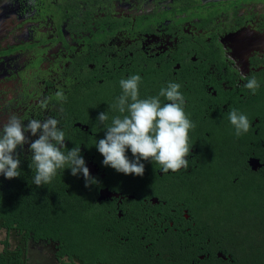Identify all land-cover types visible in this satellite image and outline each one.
<instances>
[{"label":"flooded vegetation","instance_id":"flooded-vegetation-1","mask_svg":"<svg viewBox=\"0 0 264 264\" xmlns=\"http://www.w3.org/2000/svg\"><path fill=\"white\" fill-rule=\"evenodd\" d=\"M131 73L143 78L141 97L155 95L169 80L181 83L185 110L195 123L188 166L168 172L160 167L151 181L186 187L183 178L194 173L197 182L222 185L217 191L209 186L205 207L213 201L216 212L227 211L234 219L230 222L237 223L231 228L234 236L258 224L264 193V0H0V125L11 113L25 123L54 116L67 131L57 115L74 99L92 106L87 111L96 114L94 120L107 111L109 123L119 114L109 107L121 92L119 80ZM252 76L261 82L255 93L244 87ZM230 107L248 115V132L235 135ZM81 119L77 114L71 122L85 138L98 137ZM69 132L70 139L76 132ZM28 143L18 151L30 154ZM80 147L99 181L92 191L101 204L113 205L119 218L129 202L139 201V192L145 193L144 211L164 203L152 189L137 188L139 175L114 169L111 176L96 155ZM176 211L179 228L204 227L203 213L192 219L189 209ZM213 227L229 233L215 221ZM126 239L132 240L133 233ZM38 244L52 246L42 264H64L55 245ZM210 248L216 257L234 262L221 251V241Z\"/></svg>","mask_w":264,"mask_h":264},{"label":"trees","instance_id":"trees-1","mask_svg":"<svg viewBox=\"0 0 264 264\" xmlns=\"http://www.w3.org/2000/svg\"><path fill=\"white\" fill-rule=\"evenodd\" d=\"M81 102L85 103L72 100L71 109L68 107L57 115L67 124L65 144L68 148L85 146L89 155H96V160L112 176L114 168L102 163L103 155L93 145L104 136L105 130L94 120L96 114L91 109L87 111L90 105L84 106ZM77 114L81 121L91 125V131L98 137L85 138L86 134L74 126L71 120ZM70 130L76 133L69 139ZM23 152L20 176L0 175V230L8 234L0 264H31L30 246L44 241L55 245L57 258L64 264H264V193H261V208L256 217L258 224L246 226L241 234L234 236L231 228L237 223L230 222L234 219H229L227 211L216 212L213 201H208L205 207L206 191L220 190L222 185H204L199 178L197 182L194 173L183 178L188 184L186 187L151 181L158 176L156 172L161 165L149 159L143 161V175H137V188L152 189L164 203L144 211L141 202L145 193L139 192V201L129 202L124 217L119 218L113 205L106 207L97 200L92 191L94 184L86 186L83 175H72L70 169L58 170L47 185L32 183L30 154ZM128 155L132 157V153ZM206 172L209 175V170ZM150 173L153 177L146 178ZM182 207L190 210L192 219L203 213L201 231L179 228L181 220L174 211L179 213ZM214 221L223 224L229 233L220 231V227L214 228ZM130 232L133 239L127 240ZM11 238L16 242L14 247ZM215 241H221V251L230 253L234 262L216 257V251L210 248ZM200 255H204L203 260Z\"/></svg>","mask_w":264,"mask_h":264},{"label":"clouds","instance_id":"clouds-1","mask_svg":"<svg viewBox=\"0 0 264 264\" xmlns=\"http://www.w3.org/2000/svg\"><path fill=\"white\" fill-rule=\"evenodd\" d=\"M140 73H131L119 80L120 94L109 105L119 114L112 115L109 123L107 111L98 114L97 121L106 130L103 137L93 144L103 155L102 163L125 174L143 175L144 160L161 165L162 172L176 171L188 166L191 150L189 131L195 126L185 110V96L181 83L169 80L155 95L141 97ZM261 82L252 76L245 80L244 87L255 93ZM161 97L164 99L162 100ZM228 120L235 135L248 132L251 121L248 115L230 107ZM36 136L30 140V136ZM38 134V135H37ZM66 133L54 116L46 119L23 117L11 113L0 125V175L13 178L21 175V154L28 143L29 167L33 170L32 183L47 185L58 170L70 169L72 175L82 174L85 185L98 183L91 175L80 146L68 148ZM132 153L129 157L128 151Z\"/></svg>","mask_w":264,"mask_h":264},{"label":"rangeland","instance_id":"rangeland-1","mask_svg":"<svg viewBox=\"0 0 264 264\" xmlns=\"http://www.w3.org/2000/svg\"><path fill=\"white\" fill-rule=\"evenodd\" d=\"M3 124V123H1ZM8 234L5 230H0V253H2L5 249V244L3 243L4 241L7 240ZM12 247H14L13 244H15V240H13V238H11L10 240ZM45 245V244H44ZM30 253H29V258H30V263L31 264H42L40 262V259L42 258V260H46L49 258L50 254H51V249L52 246H47L44 248V246H42L41 244H32L30 246Z\"/></svg>","mask_w":264,"mask_h":264},{"label":"water","instance_id":"water-1","mask_svg":"<svg viewBox=\"0 0 264 264\" xmlns=\"http://www.w3.org/2000/svg\"><path fill=\"white\" fill-rule=\"evenodd\" d=\"M103 199V198H102Z\"/></svg>","mask_w":264,"mask_h":264}]
</instances>
